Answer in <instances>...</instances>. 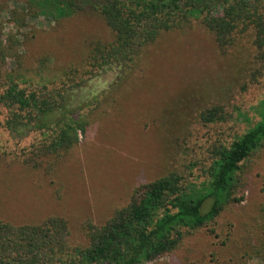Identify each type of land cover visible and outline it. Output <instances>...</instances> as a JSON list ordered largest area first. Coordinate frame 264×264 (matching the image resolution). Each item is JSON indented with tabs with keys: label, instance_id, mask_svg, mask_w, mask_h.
<instances>
[{
	"label": "rangeland",
	"instance_id": "374dc122",
	"mask_svg": "<svg viewBox=\"0 0 264 264\" xmlns=\"http://www.w3.org/2000/svg\"><path fill=\"white\" fill-rule=\"evenodd\" d=\"M17 1L0 0V44L9 32L16 37L20 70L32 79L79 66L90 40L110 39L93 10L54 20L40 14L16 28L6 10ZM5 63L13 67L14 58ZM70 97L71 105L81 107L74 118L87 124L50 168H32L20 159L44 139L40 132L18 140L0 129V219L21 224L60 216L74 244L84 243L85 220L104 222L140 182L177 171L198 185L211 149L229 144L258 120L252 108L264 101V60L257 59L246 35L220 53L211 34L191 20L161 31L130 68L110 65L86 78ZM210 110L216 111L214 118L203 119ZM242 172L245 184L236 193L242 200L216 224L223 232L229 228V241L257 249L264 236V141ZM211 239L198 229L174 250L140 264H208ZM250 260L260 262L254 255Z\"/></svg>",
	"mask_w": 264,
	"mask_h": 264
},
{
	"label": "trees",
	"instance_id": "16d2710c",
	"mask_svg": "<svg viewBox=\"0 0 264 264\" xmlns=\"http://www.w3.org/2000/svg\"><path fill=\"white\" fill-rule=\"evenodd\" d=\"M82 10L100 15L110 39L90 40L79 66L32 79L20 70L16 37L9 32L0 44V129L18 140L34 131L44 136L20 155L32 168H50L84 132L86 121L73 116L81 107L69 103L72 90L110 65L130 68L140 49L163 30L197 20L220 53L246 35L257 59L264 60V0H20L6 14L21 28L40 14L54 20ZM11 56L14 65L7 68ZM252 110L258 120L229 144L211 149L198 185L177 171L136 184L127 202L104 222L82 223L84 243L70 242L60 216L21 224L0 219V264H140L174 250L198 229L212 238L208 264H252L253 255L264 264V236L257 249L247 248L249 243L242 247L243 241H229V228L223 232L216 224L231 204L242 200L236 193L245 184L244 163L264 141V101ZM215 114L205 111L202 117L212 120Z\"/></svg>",
	"mask_w": 264,
	"mask_h": 264
}]
</instances>
